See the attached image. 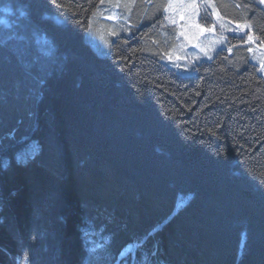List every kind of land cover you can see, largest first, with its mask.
<instances>
[{
	"label": "trees",
	"instance_id": "obj_1",
	"mask_svg": "<svg viewBox=\"0 0 264 264\" xmlns=\"http://www.w3.org/2000/svg\"><path fill=\"white\" fill-rule=\"evenodd\" d=\"M103 1L0 0V264H264V77L246 37L186 78L143 8L99 54ZM213 1L264 45L261 0Z\"/></svg>",
	"mask_w": 264,
	"mask_h": 264
},
{
	"label": "rangeland",
	"instance_id": "obj_2",
	"mask_svg": "<svg viewBox=\"0 0 264 264\" xmlns=\"http://www.w3.org/2000/svg\"><path fill=\"white\" fill-rule=\"evenodd\" d=\"M169 5L168 11H164ZM142 8L146 14L152 13L150 15L156 18L160 14V41L165 46L160 52V60L181 76L189 78L197 75L200 65L213 61L219 52L229 49V36H233L246 37L250 62L259 68L260 75L264 77V69L261 68L264 64V45L254 36L252 25L242 23L239 25L247 27L237 28V23L221 16L213 0H104L91 19L86 36L88 43L103 56L111 54L119 37L133 35L134 20ZM203 9L209 10L213 17V25L209 28L201 21ZM150 15L148 21L152 17ZM162 24L166 26L165 30H162ZM248 35L252 36V40H248ZM36 147V143H31L28 152ZM34 154L35 151H31L27 158ZM25 159L21 155L17 157L18 161ZM183 205V202L180 203L177 210Z\"/></svg>",
	"mask_w": 264,
	"mask_h": 264
},
{
	"label": "snow or ice",
	"instance_id": "obj_3",
	"mask_svg": "<svg viewBox=\"0 0 264 264\" xmlns=\"http://www.w3.org/2000/svg\"><path fill=\"white\" fill-rule=\"evenodd\" d=\"M261 3H264V0H261ZM170 7L169 6H166L163 10L164 11H168V8ZM209 7H211V5H209ZM174 22V21H173ZM241 27H247L246 25L242 26V25H237V28H241ZM204 29H201V31H203ZM208 30H211V29H208ZM181 35H183V33H181ZM248 40H252V36L251 35H248ZM229 51H231V49H229ZM209 59H211V57H209ZM261 68L264 69V64H261Z\"/></svg>",
	"mask_w": 264,
	"mask_h": 264
}]
</instances>
